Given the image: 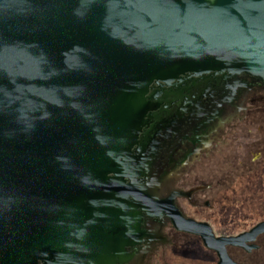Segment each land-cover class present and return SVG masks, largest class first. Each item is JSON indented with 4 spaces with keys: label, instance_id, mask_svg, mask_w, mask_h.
<instances>
[{
    "label": "water",
    "instance_id": "1",
    "mask_svg": "<svg viewBox=\"0 0 264 264\" xmlns=\"http://www.w3.org/2000/svg\"><path fill=\"white\" fill-rule=\"evenodd\" d=\"M224 69L264 85V0H0V264H142L157 81Z\"/></svg>",
    "mask_w": 264,
    "mask_h": 264
},
{
    "label": "flooded vegetation",
    "instance_id": "2",
    "mask_svg": "<svg viewBox=\"0 0 264 264\" xmlns=\"http://www.w3.org/2000/svg\"><path fill=\"white\" fill-rule=\"evenodd\" d=\"M144 118L139 153L154 162L158 202L142 264H264L263 83L170 72Z\"/></svg>",
    "mask_w": 264,
    "mask_h": 264
},
{
    "label": "rangeland",
    "instance_id": "3",
    "mask_svg": "<svg viewBox=\"0 0 264 264\" xmlns=\"http://www.w3.org/2000/svg\"><path fill=\"white\" fill-rule=\"evenodd\" d=\"M255 185L257 186V192L259 191V186H262V185H260L259 183H255Z\"/></svg>",
    "mask_w": 264,
    "mask_h": 264
}]
</instances>
